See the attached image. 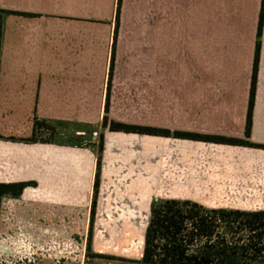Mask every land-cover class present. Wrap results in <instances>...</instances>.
<instances>
[{
	"label": "crops",
	"instance_id": "obj_1",
	"mask_svg": "<svg viewBox=\"0 0 264 264\" xmlns=\"http://www.w3.org/2000/svg\"><path fill=\"white\" fill-rule=\"evenodd\" d=\"M116 3L19 0L9 10L15 14L7 16V27L1 30L0 135L7 129L9 138L30 139L35 117L57 125L51 141L7 142L11 175L0 177V184L35 186L19 198H3L0 231H11L9 217L23 227L48 230L49 208L67 210V221L83 231L90 230L93 209V232L115 233V220L121 221V231L130 230L133 215L143 214L141 206L158 199L152 190L159 180V163L154 162L172 137L111 132L110 122L170 130L177 120L188 133L247 140L263 0H148L150 31L118 35L106 114ZM260 44L249 141L264 146V20ZM117 105L126 106L123 114ZM132 105L139 106L137 113L129 110ZM105 116L107 127L102 126ZM95 133H103L104 144L93 208L98 157L94 146L82 145H95ZM183 143L187 148L205 145ZM208 145L217 151L264 152ZM219 184L210 180L190 188L191 198L183 200L212 198L238 205L259 199L257 190L263 186L237 178L229 186ZM92 254L93 260H118L97 241Z\"/></svg>",
	"mask_w": 264,
	"mask_h": 264
},
{
	"label": "rangeland",
	"instance_id": "obj_2",
	"mask_svg": "<svg viewBox=\"0 0 264 264\" xmlns=\"http://www.w3.org/2000/svg\"><path fill=\"white\" fill-rule=\"evenodd\" d=\"M18 2L19 0H0V11L15 14L9 10H13L16 4L18 6ZM117 6L118 0L114 14L115 28L117 24ZM148 7V0H122L118 35L119 33L135 34L150 31V25L147 24L150 20V15L146 13ZM10 14H0V22H2L1 30H4V28L7 27L6 18ZM3 21L5 24H3ZM112 91L113 85L111 90V99L113 96ZM111 101L112 100H110L108 114L111 109ZM168 106L169 105H167V103H164V105H162V109L167 111ZM125 107L126 106L124 105H117V112L123 114ZM138 107L136 105H132L129 110L132 113H137L139 109ZM177 107L183 108L180 104ZM162 113L163 112L161 110V114ZM177 122L178 121L176 120V123H173V128L171 127L170 130H166L170 132L172 139L161 146L160 156L159 158L157 157V160L155 159L154 162V164L159 163V180L152 186L153 195L158 199L191 198L192 194L190 195L188 192L190 188L193 189V187L200 184L203 185L210 180H215L220 183V187L224 186L222 183L229 186L230 181L237 178V180L244 179L263 185L257 190L260 198L254 200L253 202H240L238 205L233 204L230 201H217L212 198L211 200H203L199 198L197 200H193V202L199 203L207 208L239 209L246 211L263 210L264 152L254 151L255 153L253 152L251 154V152L235 148L217 151V148L208 145L209 143H205V145L201 146L191 145L190 148H187L185 143H183L185 139H177L173 137L174 134L176 132L192 135L201 134H197L196 132L188 133L190 131H185L182 124L179 122L177 124ZM0 124H2V122H0ZM102 126H104V124ZM4 131V136H0L3 138H9L6 136L7 129ZM50 139L51 138L49 136L44 137L43 135L38 136L37 138V140L47 141ZM160 139L162 140L164 137H161ZM7 142L8 141L2 142L0 140V177H8L11 175L8 167L10 147ZM103 142V133H97L95 145H85L84 147L94 146L96 156L99 157L98 145H101ZM194 177L196 179H194ZM194 180L200 181L201 183L196 184ZM188 183H190L191 186H189ZM151 207L152 205L148 203H144L141 206L143 214L133 215L131 220L134 225L132 224L130 230L128 231H121V223H119L121 221L115 220L113 222L117 230L115 233L111 231L102 232L99 229L92 232L93 244L94 241H97L98 244L104 248L107 255L110 254L118 260H93L92 257L95 255L92 254V252L89 254V250L87 249L90 241V230L83 231L82 228H76L71 223V219H69L70 222H68L67 218L69 212H67V210L53 208H49V210H47V215H49L47 224L48 230L42 228L43 231H48L43 234L42 238L43 242L46 243V248H48V255L45 258L42 257V253L37 249V241L39 240L40 230L37 231L34 227L29 226L23 227L21 223H15L9 217L7 221L13 226L10 229L11 231H0V264H17V262H15L16 260L12 259V254L9 253L10 250L5 247L6 245L3 240L7 236L11 235L14 237L19 234V228L22 230L23 228L24 230L28 229V233L32 237L29 252L34 254L36 264H139L138 261L144 251L145 232L151 215ZM30 228H33L34 231H30ZM104 229H106V227H104ZM56 252H63L66 259L59 262L53 260V254Z\"/></svg>",
	"mask_w": 264,
	"mask_h": 264
},
{
	"label": "trees",
	"instance_id": "obj_3",
	"mask_svg": "<svg viewBox=\"0 0 264 264\" xmlns=\"http://www.w3.org/2000/svg\"><path fill=\"white\" fill-rule=\"evenodd\" d=\"M121 5L122 0H118L117 24L112 46L105 104L106 114L109 111L115 71ZM2 13L10 14L11 12L0 11V14ZM263 20L264 0L258 26V41L245 131L247 140L177 132L174 136L172 135L173 137L197 142L264 150L263 145L253 144L249 141L252 130ZM1 27L2 22H0V45L2 37ZM103 124L104 127L108 126L107 116H105ZM56 125L50 121L35 117L33 135L30 139L17 140L15 138H3L0 136V140L19 141L22 143H45L47 140H37L38 136L46 133L51 138L49 141H51L55 135ZM109 130L111 132L171 137L170 132L166 130H153L151 128L130 126L116 122H110ZM103 144L104 142L101 145L99 144L100 146L98 145L99 157L94 184L93 208L96 204V195L99 188ZM33 186H35V183L31 182L0 184V209L3 198H19L26 188ZM151 205V215L146 227L141 264H264V209L246 211L207 208L199 203L183 199H154ZM93 223L94 209L92 210L90 241L87 247L89 254L92 252Z\"/></svg>",
	"mask_w": 264,
	"mask_h": 264
},
{
	"label": "built area",
	"instance_id": "obj_4",
	"mask_svg": "<svg viewBox=\"0 0 264 264\" xmlns=\"http://www.w3.org/2000/svg\"><path fill=\"white\" fill-rule=\"evenodd\" d=\"M94 137H97V133L94 134ZM87 144H83L84 147ZM48 231H40L39 240L37 241V249L42 253V257L45 258L48 255V248H46V243L43 242V234ZM32 241L31 235L28 231L19 228V234L13 236H7L4 238L3 242L5 243V247L9 249V253L12 254V259L16 260L17 264H36V258L34 254L29 252L30 242ZM51 257V256H50ZM53 260L57 262L61 260H65L66 256L63 252H56L53 254Z\"/></svg>",
	"mask_w": 264,
	"mask_h": 264
}]
</instances>
